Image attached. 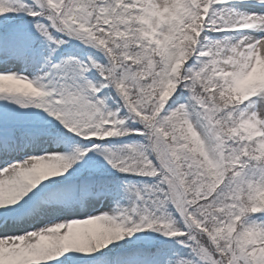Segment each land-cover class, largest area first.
<instances>
[{"label":"snow or ice","instance_id":"6c2138e0","mask_svg":"<svg viewBox=\"0 0 264 264\" xmlns=\"http://www.w3.org/2000/svg\"><path fill=\"white\" fill-rule=\"evenodd\" d=\"M0 264H264V0H0Z\"/></svg>","mask_w":264,"mask_h":264}]
</instances>
